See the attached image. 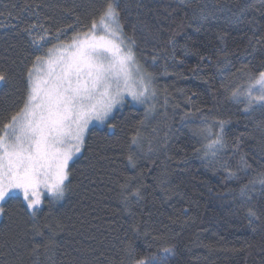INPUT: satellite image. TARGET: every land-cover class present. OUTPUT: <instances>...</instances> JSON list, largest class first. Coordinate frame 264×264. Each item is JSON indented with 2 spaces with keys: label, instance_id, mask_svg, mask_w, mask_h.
Listing matches in <instances>:
<instances>
[{
  "label": "trees",
  "instance_id": "obj_1",
  "mask_svg": "<svg viewBox=\"0 0 264 264\" xmlns=\"http://www.w3.org/2000/svg\"><path fill=\"white\" fill-rule=\"evenodd\" d=\"M104 3L0 0V71L9 75L0 82V124L23 103L25 74L37 54L23 29L43 24L54 34L77 16L90 22ZM118 4L138 60L156 77L159 105L141 124L143 105L125 101L104 125L90 126L84 148L69 163L64 198L50 203L44 196L35 218L18 194L3 204L0 264H148L153 256L166 264H264V186L239 196L240 187L264 171V110L244 112V103L228 100L220 87H236L243 65L264 69V0ZM201 116L228 121L227 146L212 166L193 151L205 143L194 134ZM242 155L250 167L241 166ZM222 165L240 170L228 177ZM250 207L260 217L251 223Z\"/></svg>",
  "mask_w": 264,
  "mask_h": 264
},
{
  "label": "snow or ice",
  "instance_id": "obj_2",
  "mask_svg": "<svg viewBox=\"0 0 264 264\" xmlns=\"http://www.w3.org/2000/svg\"><path fill=\"white\" fill-rule=\"evenodd\" d=\"M207 18L200 17L201 20ZM23 31L32 38L37 54L25 74L23 103L0 124V215L6 211L3 204L16 199L19 193L35 218L42 204L43 190L47 191L50 203L64 198L70 175L69 162L84 148L89 124L92 121L105 123L113 108L124 103L125 94L135 103L145 105L144 118L140 121L143 124L155 110L157 88L154 73L137 59L135 40L124 33L118 0H105L88 23L82 24L77 16L74 24L57 28L54 34L43 24L29 25ZM68 31H72V36L61 40V35ZM51 41L56 43L44 52V44ZM237 73L246 76V80L231 89V82L222 83L220 87L228 93L226 98L237 104L244 103L246 113L257 108L264 110V69L257 73L243 65ZM8 80L7 72L0 71V82ZM167 103L165 98V105ZM190 115L193 114L185 113V117ZM227 123L201 116L200 125L194 129V134L205 141L193 149L194 154L207 161L208 166L219 162V155L227 146ZM132 143L139 144L136 136ZM239 144L237 138L233 149L238 150ZM128 162L135 167L132 154ZM240 164L243 168L250 167L243 155ZM222 166L228 177H236L240 170ZM257 183L264 186V171L242 185L239 196L248 197ZM127 186L123 184L121 188ZM135 194L139 195L138 189ZM248 216L250 223L251 218H260L251 207ZM44 227L55 235L51 226ZM33 231L43 234L40 228ZM163 251L167 254L172 249ZM136 264H145V261L139 260ZM148 264H166V259L149 257Z\"/></svg>",
  "mask_w": 264,
  "mask_h": 264
},
{
  "label": "rangeland",
  "instance_id": "obj_3",
  "mask_svg": "<svg viewBox=\"0 0 264 264\" xmlns=\"http://www.w3.org/2000/svg\"><path fill=\"white\" fill-rule=\"evenodd\" d=\"M61 38V37H60ZM61 40H64V39H61ZM65 40H67V39H65ZM56 42L55 41H52L51 43H50V45L47 47V49L49 48V47H52L54 44H55ZM47 49H44V52H46V50ZM138 59V58H137ZM140 62V61H139ZM141 63V62H140ZM142 64V63H141ZM246 80V76L243 78V80L242 81H240L238 84H241V83H243L244 81ZM125 101H128L130 104H132V105H134V106H141L140 104H137V103H135L134 101H132L131 100V97L130 96H127V94H125V100H124V102ZM154 104H155V108H156V106H158L159 105V98H156V100L153 102ZM120 105H117V106H115L114 108H113V110H112V112L117 108V107H119ZM143 108L145 109V105H143ZM111 115V114H110ZM109 115V116H110ZM96 124H99V125H104L105 123H100V122H98V121H92L90 124H89V127L90 126H92V125H96ZM79 153H77L75 156H77ZM74 156V157H75ZM73 157V158H74ZM71 162V161H70ZM69 162V163H70ZM18 195H20L19 193H17ZM21 197H22V195H20ZM44 196H47V197H49V195H48V193H47V191L46 190H43L42 191V195H41V199H43V197ZM23 198V197H22ZM41 206V205H40Z\"/></svg>",
  "mask_w": 264,
  "mask_h": 264
}]
</instances>
